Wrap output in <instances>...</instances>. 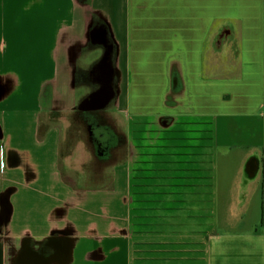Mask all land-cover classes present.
<instances>
[{"label":"crops","instance_id":"0c3cea01","mask_svg":"<svg viewBox=\"0 0 264 264\" xmlns=\"http://www.w3.org/2000/svg\"><path fill=\"white\" fill-rule=\"evenodd\" d=\"M79 110L120 120L107 185L39 135ZM135 213L166 264H264V0H0V264H131Z\"/></svg>","mask_w":264,"mask_h":264},{"label":"rangeland","instance_id":"374dc122","mask_svg":"<svg viewBox=\"0 0 264 264\" xmlns=\"http://www.w3.org/2000/svg\"><path fill=\"white\" fill-rule=\"evenodd\" d=\"M112 122V124L120 129L119 127V118L114 115H107ZM121 130V129H120ZM92 134L97 136L96 140H99L98 142L102 141L101 144L104 146V150L110 148L113 145V136L111 135V132L103 127H99L98 129L93 128L92 129ZM85 137L81 140L82 142L85 143ZM209 146H208V173L209 177L211 175V160H212V147L210 144V138H209ZM84 145V144H83ZM91 147V146H89ZM88 146L87 148L90 149ZM97 152L95 149L91 150V153L89 154L88 157H85L83 160V166L84 167H79V165H69V163L65 164V167H67L68 172H74V171H80L82 172L80 176V181L83 183H86L87 185L91 186H102V185H107L109 180H110V170L114 166V162H118L120 160V150L117 155L113 156V160H107V158L110 156L107 152ZM82 151H84L82 149ZM103 153V154H102ZM77 164V163H76ZM119 164V163H118ZM116 164V165H118ZM113 165V166H112ZM72 167V168H71ZM141 215V214H140ZM142 217L141 216H135L132 217V223L130 224V231H131V256H130V261L131 264H153L152 258L156 257L157 259H154V264L159 263V264H166L168 261V253H162L161 251L156 254L155 256L152 255L151 252V244L150 240H142L141 236V231L142 230H148L152 228L150 224L148 225H143L141 224ZM150 222V219H149ZM156 230H157V225H155ZM186 231L190 229L192 231V247L193 248H198L200 246V238L198 236H195V232L198 233L200 231V225L197 223H193L191 225H185ZM175 230H184V225H176ZM211 230V225L208 224V233ZM139 233V236L137 235ZM160 257H158V256Z\"/></svg>","mask_w":264,"mask_h":264},{"label":"trees","instance_id":"16d2710c","mask_svg":"<svg viewBox=\"0 0 264 264\" xmlns=\"http://www.w3.org/2000/svg\"><path fill=\"white\" fill-rule=\"evenodd\" d=\"M109 119L110 118L107 115L96 110H79L70 114L61 112H49L40 120L39 135H44L51 125L62 123L63 120H66L67 125L63 129L60 155L61 159L63 160V171L65 174H67L68 170L65 169L64 160L71 155L76 144L84 137H87L88 126H91L92 124L95 126V129H98L99 127L108 129L113 136L114 142L110 148H108L107 150L105 149L106 151L103 149L104 146H102L100 143L96 144V147H94V145H90L91 148L93 147V150L95 148V150L99 153L103 152V150L107 152L110 155L107 160L110 161L114 159V155H117V153H119L118 150H120V153L122 154L125 148V135L120 129L116 128ZM121 154L120 160L118 162H114L113 165H116L121 161ZM81 167L84 166L81 165ZM68 174L71 178L80 181L82 172L77 170Z\"/></svg>","mask_w":264,"mask_h":264}]
</instances>
